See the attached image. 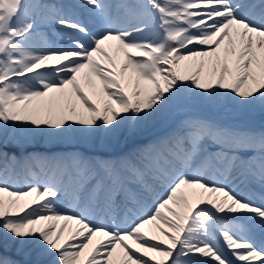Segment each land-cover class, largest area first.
<instances>
[{"label":"snow or ice","instance_id":"snow-or-ice-1","mask_svg":"<svg viewBox=\"0 0 264 264\" xmlns=\"http://www.w3.org/2000/svg\"><path fill=\"white\" fill-rule=\"evenodd\" d=\"M78 6L99 15L102 30L56 8L51 18L68 30V44L41 49L30 41L41 10L51 6L0 0L3 135L27 129L58 138L101 128L115 134L128 121L134 130L182 92L209 102H264V0H145L144 15L161 30L156 39L147 36L145 20L113 26L103 0ZM0 160L16 157L0 150ZM20 163L47 178L18 187L0 175V237L29 247L35 264H113L117 249L120 264H264V245L231 222L264 230V192L257 203L232 187L233 172L243 170L264 189V132L188 118L122 157L31 154ZM157 186L164 195L120 227L116 212L141 204ZM65 198L70 209L59 205ZM145 225L158 234L145 233ZM216 232L235 260L215 243ZM0 264L17 262L0 257Z\"/></svg>","mask_w":264,"mask_h":264},{"label":"bare ground","instance_id":"bare-ground-1","mask_svg":"<svg viewBox=\"0 0 264 264\" xmlns=\"http://www.w3.org/2000/svg\"><path fill=\"white\" fill-rule=\"evenodd\" d=\"M68 2H74L76 4H80L81 0H66ZM137 0H131V5L133 9H130L128 11L129 15L127 18L126 26H131L133 24L139 23L141 20H145L146 22H150L151 18L146 17L144 15V9L140 7L141 4L145 2V0H139V4L135 5V2ZM45 9V8H44ZM42 9V12L45 11ZM88 11L92 12L96 17L100 19L99 22H97L98 26L95 32H98L102 30V28L105 26L103 19L91 11L89 8ZM138 11L141 12V14L138 13ZM121 19L120 17L115 18L111 24L116 27H122L123 24H118V20ZM161 30L156 31L151 36H148L150 39H156L160 36ZM34 43V40L30 41V45L32 46ZM111 50V49H110ZM123 61V55L121 54L118 58V64ZM88 89L86 88V91ZM200 113H209V114H215L219 116H230L233 114H248L252 116H258L261 118V120L264 122V102L256 101L253 104H241L238 102L237 99H231V98H222L218 102H209L207 100L200 99L199 97L193 96L191 93L182 92L177 97H175L168 105L164 107V109L160 112H158L156 115L152 116L148 121L136 125L134 130L132 127V122L128 121L125 124H123L118 132L115 134L107 133L103 128L97 130L96 138L99 139L100 137H105L107 140L109 139L111 141V146L109 149L104 148L100 143L99 140H96L94 143L89 144L84 141V136L86 134L81 132L75 133V140H67L60 138L58 139L54 144H78L84 147L86 150L85 155L92 156V157H106V158H118L125 156L127 154L135 153L140 147L143 145L152 143L159 138L167 135L180 121L188 119V118H197L196 116ZM264 132V126L262 129L256 131V133ZM3 134L0 133V140L3 139ZM123 136H125L124 140ZM42 137L39 133L36 134L37 143L40 146L41 144H46L44 142H41ZM53 145V144H51ZM50 145V146H51ZM28 144H22L20 147L18 145L14 144H8L7 147H14L18 151H22L26 147H28ZM7 168L6 174L3 172V170ZM0 175H4V178L8 180V182L14 181V174L13 170L9 169L8 166H4L2 169H0ZM37 176V175H36ZM214 173L209 172L208 173V179H213ZM232 180L234 181L232 183V187H234L240 194L246 196V192L250 191L251 189L256 190L258 193L264 192V189H261L259 185L252 183L245 175H243V170H236L232 174ZM21 183H24V179L21 180ZM24 185V184H21ZM165 192V188L161 186H157L155 188V194L151 196H145L142 200V203L133 207V205L129 204L127 205V216L124 220L123 225L119 223L118 215L119 211L116 212V223L119 224L120 227H128L134 220V218H138L140 215L146 214L151 208H148L146 210L141 211V206L143 205V202L146 201H153L159 199L160 196H163ZM158 193V196L156 194ZM68 199V198H67ZM258 201L260 202L259 198ZM68 207L71 208L72 205L67 200ZM258 203V202H257ZM123 207V206H122ZM121 207V209H122ZM119 209V210H121ZM130 209V211H129ZM138 211V212H136ZM141 212V213H140ZM138 213H140L138 215ZM130 218V219H129ZM106 223H109V220H105ZM234 225L237 226V231L239 234H246L249 239L254 240L257 246L264 245V241H262V238L258 236L256 232H253V228H257L255 226V223L252 221L247 220H241V219H233L231 221ZM61 224L64 222L61 221ZM241 226L244 229V232H240ZM74 227V225H69V229L65 230V238L68 236L69 231ZM143 231L147 233L148 235L158 234L156 233V230L153 225H145ZM101 238L97 236L94 238L93 243L95 244L98 242ZM214 241L215 243L222 248V250L229 255L230 258L235 260V257L231 256V252L224 247L223 241L220 238V235L218 232L214 233ZM0 247L4 252L7 254L14 253L18 256L16 261L20 263L22 260L24 261H31L35 264L37 260V256L32 250L24 246L22 247L18 243H8L6 240H4L2 237H0ZM113 264H120V261L122 260V254L121 250L117 249V252L113 255ZM256 264H259V262H256Z\"/></svg>","mask_w":264,"mask_h":264},{"label":"rangeland","instance_id":"rangeland-1","mask_svg":"<svg viewBox=\"0 0 264 264\" xmlns=\"http://www.w3.org/2000/svg\"><path fill=\"white\" fill-rule=\"evenodd\" d=\"M36 134L37 132H33V131H29L27 129H8L7 130V135L3 137L2 140H0L1 145H6V144H14V145H22V144H28L30 147H36L37 144V139H36ZM40 136L42 137V142H47V143H52L55 142L58 138H50L45 134H40ZM75 137V133L70 132L67 135L64 136V138H70L74 140ZM95 138V133L91 134V135H86L85 139L89 142L94 141ZM103 140V146L104 147H109L110 146V141L106 140L105 137H101L100 141ZM55 150L50 151L49 153H44L43 151H37V150H31L32 148H29L31 151L29 152L30 154H41V155H45V156H52V155H56V154H62V153H67V152H82V150L80 148H78L76 145H70V146H66L65 148H61L59 146H55ZM9 150V149H8ZM8 150H3V152H6L8 154V156H12L14 155V153L10 154V152ZM61 207H63L62 205H60ZM64 208V207H63ZM8 243H13L12 241H8ZM12 260L14 261V258H12ZM26 264H34L31 261L27 262Z\"/></svg>","mask_w":264,"mask_h":264}]
</instances>
